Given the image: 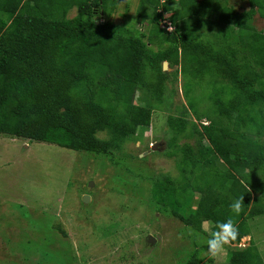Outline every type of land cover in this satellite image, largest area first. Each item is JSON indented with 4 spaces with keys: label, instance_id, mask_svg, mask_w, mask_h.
Wrapping results in <instances>:
<instances>
[{
    "label": "trees",
    "instance_id": "1",
    "mask_svg": "<svg viewBox=\"0 0 264 264\" xmlns=\"http://www.w3.org/2000/svg\"><path fill=\"white\" fill-rule=\"evenodd\" d=\"M240 1L248 8L139 0L133 19L142 30L111 19L119 0H0V133L108 155L161 107L163 62L179 64L195 85L210 75L211 106L201 111L187 100L183 112L209 123L200 129L184 114L168 117L180 175L152 176L150 198L200 232L202 221L216 231L217 221L232 219L239 241L251 232L248 219L264 214V28L253 24L256 15L264 20V0ZM180 135L196 143L181 144ZM240 195L235 216L228 205ZM201 262L193 255L187 264ZM228 264L264 259L251 243L229 251Z\"/></svg>",
    "mask_w": 264,
    "mask_h": 264
},
{
    "label": "rangeland",
    "instance_id": "2",
    "mask_svg": "<svg viewBox=\"0 0 264 264\" xmlns=\"http://www.w3.org/2000/svg\"><path fill=\"white\" fill-rule=\"evenodd\" d=\"M138 2L130 0L126 11L127 0H119L111 19L120 24L133 20L145 30L133 19ZM233 2L239 10L248 8ZM75 14L76 9L69 12ZM253 24L264 28L259 15ZM162 69L168 79L161 107L146 113L138 131L122 137L121 147L111 154L0 133V264H187L196 249L200 264H227L229 251L251 243L264 259V214L249 218L250 234L213 259L206 251L210 222L202 233L150 198L152 176L180 175L179 153H170L175 133L168 117L183 115L187 100L207 110L213 88L210 75L195 85L179 64L162 63ZM185 85L190 88L186 96ZM185 116L202 129L192 112ZM97 136L110 137L105 131ZM178 141L195 144L196 138L180 135Z\"/></svg>",
    "mask_w": 264,
    "mask_h": 264
},
{
    "label": "clouds",
    "instance_id": "3",
    "mask_svg": "<svg viewBox=\"0 0 264 264\" xmlns=\"http://www.w3.org/2000/svg\"><path fill=\"white\" fill-rule=\"evenodd\" d=\"M202 124L207 125L208 120L201 121ZM243 195L235 197L232 202L228 205L231 213L235 216H239L243 210ZM208 221H202L201 228L204 231H208L207 228ZM239 236V229L236 224H234L232 219H227L223 222H216V231L210 233L209 238L207 239V254L211 258H215L218 255L222 254L226 246L230 245L231 242L237 240Z\"/></svg>",
    "mask_w": 264,
    "mask_h": 264
},
{
    "label": "built area",
    "instance_id": "4",
    "mask_svg": "<svg viewBox=\"0 0 264 264\" xmlns=\"http://www.w3.org/2000/svg\"><path fill=\"white\" fill-rule=\"evenodd\" d=\"M161 2H163V0H161ZM159 11H161V9H159ZM163 23H164L163 26L166 29H168L169 31H172L174 29V26L172 25L171 21L168 18H165V20L163 21Z\"/></svg>",
    "mask_w": 264,
    "mask_h": 264
},
{
    "label": "water",
    "instance_id": "5",
    "mask_svg": "<svg viewBox=\"0 0 264 264\" xmlns=\"http://www.w3.org/2000/svg\"><path fill=\"white\" fill-rule=\"evenodd\" d=\"M167 65V62L165 61V62H163V66H166ZM91 185H92V183H91ZM87 197H85V199H86ZM148 241L150 242V243H154L155 242V239L153 238V237H151V236H149L148 237Z\"/></svg>",
    "mask_w": 264,
    "mask_h": 264
},
{
    "label": "crops",
    "instance_id": "6",
    "mask_svg": "<svg viewBox=\"0 0 264 264\" xmlns=\"http://www.w3.org/2000/svg\"><path fill=\"white\" fill-rule=\"evenodd\" d=\"M186 226V225H185ZM205 231L203 230V232L202 233H204ZM193 255H196V257H202L201 255H200V252H199V250H194V252L191 254V256L190 257H192ZM228 264V263H227Z\"/></svg>",
    "mask_w": 264,
    "mask_h": 264
}]
</instances>
